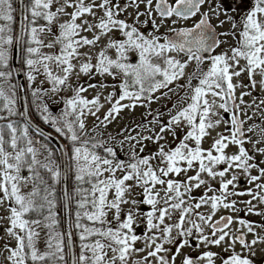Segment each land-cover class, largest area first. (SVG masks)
<instances>
[{
	"label": "snow or ice",
	"instance_id": "6c2138e0",
	"mask_svg": "<svg viewBox=\"0 0 264 264\" xmlns=\"http://www.w3.org/2000/svg\"><path fill=\"white\" fill-rule=\"evenodd\" d=\"M239 2L243 4L244 0ZM140 4L145 7L141 9ZM13 12L12 0H0V98L5 110L0 115V204L7 206L4 232L15 241L14 245H3L5 264H127L132 253L141 252L144 255L133 258L132 264H176L182 248L188 246H203L205 250L195 258L185 253L181 264H216L217 259L219 264H255V246L264 244V231L257 232V228L264 229V221L257 223L239 213L264 217V207L252 203L255 200L264 205V0H251L239 21L237 9L225 6L222 0H127L123 4L120 0H29L27 6L21 4V22L15 35ZM121 13L134 18L129 21ZM197 14L199 18L191 25L184 23ZM62 16L66 19L61 20ZM149 21L150 30L141 32L139 25ZM53 25L57 33H53ZM165 25L169 27L158 34ZM113 29L125 38L109 37L95 63L90 52L78 50L95 46ZM46 31L53 39L45 44L40 37ZM89 32L91 37L86 35ZM237 32L235 46L216 51ZM22 39L27 41L22 71L31 89L32 104L43 122L50 123L69 142L56 149L47 143V137L41 143L43 132L39 127H34L36 136L29 135L33 126L28 119L23 123L13 119L16 115L26 117V111L17 113L15 108L17 86L10 79L8 46L14 40L19 45ZM57 46L56 51L40 50ZM108 48L115 49V58L107 55ZM129 50L138 53L136 64L124 62ZM153 57L162 60L163 66L153 62ZM74 59L76 64L72 63ZM241 59L246 63L241 65ZM74 70L77 77L86 74L89 78L107 73L115 79L123 74L119 95L113 100V94L107 93L110 106L101 116H97L100 94L86 98L81 95L82 84L73 85V95L64 98V108L58 115H52L47 104L38 103L43 94H55L67 87ZM257 70L261 96L246 101L245 96H251L256 87ZM41 72L50 88L43 86L45 79L32 86ZM241 73L247 74L248 84L233 81ZM193 79L198 81L195 86ZM88 87L104 88L107 84L98 81ZM238 87L243 90L237 95ZM158 90H162L159 95ZM206 94L213 99L209 101ZM174 95L187 97V102L179 108L176 100L171 109L165 106L166 121L161 119L164 113L156 110L151 120L125 125L115 136L103 131L120 110L139 104L151 112V102ZM126 98L131 103H121ZM217 107L230 112L231 118L223 121L224 131L216 133L205 148L202 139L212 136L222 121L221 113L214 111ZM87 115L96 118L91 128L85 126ZM166 132L178 139L175 146L161 143ZM253 132L256 139L246 135ZM149 141L157 148L141 155ZM246 142L251 150L245 147ZM229 144L236 146L231 154L227 152ZM117 146L126 153V159L118 157ZM98 147L104 155L96 151ZM57 151L67 159L63 167L54 158ZM257 153L262 157L259 161ZM23 169H27V175L21 174ZM236 169L242 170L248 186L239 187ZM68 172L76 182L73 192L80 198H71L76 204L75 221L69 217L64 232L56 230L60 221L55 210L58 204L65 209L69 206L67 189L57 187L62 174ZM213 180H218V186L212 184ZM85 181L90 190L80 187ZM28 184L30 190L21 192V186ZM200 188L202 193L193 195V190ZM110 190L113 193L109 199ZM245 195L247 200L232 199ZM124 204L129 207L122 208ZM89 205L91 210H87ZM142 205L149 206L148 210H141ZM205 205L209 206L207 210ZM221 206L229 214L214 219ZM109 212L116 227H96L110 223L106 218ZM28 213H35L37 218L26 219ZM85 218L92 223H82ZM165 218L171 222L164 223ZM234 222L237 227L233 230ZM141 223L144 231L137 235L133 226ZM42 224L47 229L43 250L37 244ZM73 227L79 238L78 254L73 250ZM246 233L252 238L247 239ZM139 240L144 242L141 247L136 246ZM221 245L225 255L208 247Z\"/></svg>",
	"mask_w": 264,
	"mask_h": 264
},
{
	"label": "rangeland",
	"instance_id": "374dc122",
	"mask_svg": "<svg viewBox=\"0 0 264 264\" xmlns=\"http://www.w3.org/2000/svg\"><path fill=\"white\" fill-rule=\"evenodd\" d=\"M84 2L88 3L89 0H84ZM96 2H99V0H96ZM120 2H121V4H123V3H126L127 0H120ZM139 6H140L141 9H143L145 7L144 4H140ZM54 7H55V5H53V8ZM128 11L131 12L132 10L129 9ZM120 15L122 17H126L129 21H131L134 18V16H126L125 13H121ZM63 19H66V17L62 16L61 20H63ZM89 19H91V17H89ZM143 19H144V17L142 16L141 20H143ZM139 26L141 27V30H140L141 32L147 33L150 30V28H151V23L149 21L148 24H140ZM227 26L228 25H225L224 27H227ZM167 27H169V25H165V26L161 27L159 29V33L158 34H163ZM52 31H53V33H57L58 32V29H57V27L55 25H53ZM84 34L85 33H81V35H84ZM86 35L91 37L92 33L89 32V33H86ZM41 36H42V39L44 40L45 44L49 40L53 39V36L51 34L47 33V31L45 33L41 34ZM238 36H239V33L237 32V36L235 37V39H233L232 36L227 37V44H225V45L223 44L219 48V50H222V49L227 48L229 46H235L236 45V40L238 39ZM109 37H114V38H118V39H124L125 38L121 32H119L118 30L113 29V30L110 31L109 34L103 35L101 37L100 41L95 46H92V47L82 46L78 50L80 52H82V53L85 52V51L90 52L91 53V57H92V62L95 63V59H96L97 53L107 43ZM56 49H58V46H57ZM53 50L54 49H50V48H47V47H42L41 52H45L46 53V52H51ZM106 52H107V55H109L111 58H115L116 53H115V49L114 48H108L106 50ZM230 54L231 53H229V55ZM126 57H127V59L124 62L131 63V64H136L137 61L139 60L138 53L135 50H129L128 52H126ZM152 59H153V62L161 63V65H162V60H157L156 57H153ZM72 63L76 64L77 61L74 59L72 61ZM206 63L207 62H205V64ZM240 63H241V65H243L246 62L243 59H241ZM51 66H52L53 71L56 72L57 69L55 68V65L52 64ZM190 69H191V66L189 67L188 70H190ZM112 70H115V69H112ZM116 71H118V70H116ZM41 79H45L43 74H42V72H41L40 75H37V77L35 79L37 84L40 83ZM121 79H123V74L122 73L118 74L115 79H113V77L111 75L107 74V73H104L102 75L101 74H97V75H95L92 78H89L86 74H80L79 77H77L76 70H74L72 72V74L70 75V77H69V84H68L67 87H62L60 89V91H58L55 94H53L50 91H49V93L51 94V97L53 99H55V100L56 99H58L59 101L60 100H64V98H67V97H70V96L73 95V91H72L73 85L82 84V85H84V91L81 93V95H84L86 98L91 99L93 96L97 95V93L100 94L99 95V99H100L101 107L97 110V116H101L104 113V111H106L107 108L110 106V102L106 99L107 93L111 92L113 94V96H112L113 100H115V98L119 95V92H120L119 82H120ZM237 79L239 81H241L243 84H248L249 83L246 73H241V75L239 77H233V81L234 82ZM254 79L257 81L256 87L252 90V95L251 96H245L244 99L246 101L247 100H251L253 97H258L259 98L261 96L262 90H261L260 85L258 83V81L260 79L259 70L256 71V73L254 75ZM98 81H104L107 84V87H104V88L88 87V85L95 84ZM180 81H181L180 82L181 84L184 83L183 79L180 80ZM128 82H129L130 90H131V80H130V78H129ZM197 83H198V81L193 79L192 85L197 84ZM113 86H115V90H113ZM44 87L45 88H50V85L48 84L46 79H45ZM136 87H139V86L137 85ZM241 90H243V89H241L239 87L236 89L237 95L239 94V92ZM159 91H162V90H158V92L156 93L157 95H159ZM206 97H207V99L209 101H211L213 99V97L210 94H206ZM173 100L177 101V108H179V107L183 106L184 103L187 102V97H185L184 99H180V98H178V96L174 95V96H172L171 99L161 98L158 103L156 101H153V102H151V110H152L151 112L146 111L145 108L142 107L139 104H136L132 108H127L126 107V108L120 110L119 114L116 115L109 122V124L105 126L103 131H105L106 135L108 133H111L112 135L115 136V135H117L119 129L123 128L125 125L131 127L132 124H134V123H140L142 119L143 120H151L152 116L155 114L156 110H159L161 113H164V115L161 116V119L166 121L167 120V114H166V111H165V106H167L168 109H171ZM121 103L129 104V103H131V101L126 98L124 101H121ZM29 111H30V114H31V109L30 108H29ZM214 111H216L218 113H221L222 121H221V123L218 126L215 127V129L213 130L212 136H206L205 138L202 139V146L205 147V148H208L210 146V142H211L212 138L215 136L216 133L224 131L226 125L223 123V121L224 120H230V118H231V113L230 112H224L222 109H219L218 107L215 108ZM221 116H214L213 119H220ZM95 119L96 118L91 116V115L85 116V126H86V128H91L92 125L95 123ZM256 119H257V122H259L258 117ZM228 127H230V125H228ZM91 134L92 133H89V135H91ZM179 135H180V129H177V137H179ZM246 135H250L253 139L257 138V134L255 132L246 133ZM164 136H165V139L163 141H161V143L166 144V146H175V143L178 142V139L174 140L173 136L169 135L167 132L164 133ZM105 138H106V136H105ZM190 143H191V141H190ZM125 147H127V144L125 145ZM245 147L251 150V145L248 144L247 142L245 143ZM156 148H157V145L152 143L151 141H149V142H147V146L145 148V152L144 153H140V154L141 155L147 154V152H149V151H155ZM235 148H236L235 145L229 144V146L227 148V152L229 154H231ZM166 150H167V147H166ZM96 151L100 155H104L103 149H98L97 148ZM116 151H117V154H118L119 158H121V159H126L127 158L126 153L125 152H121L118 146L116 148ZM137 152L139 153V149H137ZM256 159H257V161H259L260 159H262V157L257 153L256 154ZM236 171L238 173V178L240 180L239 187L243 188V187L248 186L247 185V181H245V179H244L242 170L236 169ZM252 172H253V174H256V170L255 169H253ZM189 174H191V173H189ZM105 175H107V174H105ZM117 175H119V172L117 173ZM225 178H228V176L226 175ZM212 184L214 186H218V180H213ZM25 187H26L25 185L21 186V188H20L21 192H25ZM157 187H159V185H157ZM202 191H203L202 188L195 189V190H193V195H198V194L202 193ZM112 193H113V190H110L109 191V199L112 197ZM211 194L212 193L210 192L209 195H211ZM232 199H236L238 201L247 200L248 196L247 195H245V196H237V197H232ZM252 203L255 204L257 208L264 207V205L258 204L257 201H255V200H253ZM157 206L159 207L161 205H157ZM6 207H7L6 205L0 204V264H5L4 256L6 255V253L4 252V249H3L4 243L7 242V243H11L13 245L15 243L14 238H12L11 236H7L5 234V232H4V225L7 224ZM128 207H129V205H127V204L122 205V208L126 209ZM148 207L149 206L142 205L141 206V210L147 211ZM208 207H209L208 205H205L204 206L205 210H207ZM241 207H243V205H241ZM223 214H229V213H228V210L223 209V207L221 206V208L218 209L216 215L213 218L215 219L219 215H223ZM112 215H113V213L109 212L107 214V217H106L107 220L111 219ZM122 215H123V213H122ZM233 215H235V214H233ZM239 215L244 217L245 219H248V220H251V221H255L257 223H260V222L264 221V217H262V216H260V215H258L256 213L245 214V212H240ZM137 219H140V218L138 217ZM170 222L171 221H169L167 218H165L164 223H170ZM162 226L163 225H161V227ZM133 227H134V231H135V233L137 235H142L143 234L144 227H145V225L143 223H141L139 226L134 224ZM185 227H187L186 223H185ZM236 227H237V225L234 222L233 225L231 226V229L234 230ZM261 231H264V229H261V228L258 227L257 228V232H261ZM150 234L151 233H149V235ZM174 234H175V232H173V235ZM246 238L247 239H251L252 238V234L251 233H246ZM143 243L144 242L142 240H139V241L136 242V246L137 247H141L143 245ZM195 243H196V241H195V239H193L192 240V245H194ZM165 247H170V246L166 244ZM208 247L212 251L220 252L221 255H225V253L221 252V249L223 248V245H221V246H208ZM202 250H205L203 246H201V248H195L193 246H188V247L182 248L181 254L179 256H177V258H176V264H181L182 256L185 253H187L190 256H192L193 258H195L196 256L199 255V252L202 251ZM236 250L240 251L239 244L236 245ZM173 251H174V249H173ZM255 252H256V255L254 257H252V259L253 260L263 259V261H264V244H257L255 246ZM143 255H144V252L132 253L130 258L127 261V264H132V259L133 258L139 257V256H143ZM117 264H119V262H117ZM216 264H219V259L216 260ZM263 264H264V262H263Z\"/></svg>",
	"mask_w": 264,
	"mask_h": 264
},
{
	"label": "trees",
	"instance_id": "16d2710c",
	"mask_svg": "<svg viewBox=\"0 0 264 264\" xmlns=\"http://www.w3.org/2000/svg\"><path fill=\"white\" fill-rule=\"evenodd\" d=\"M22 2H23V4L25 6H27V4L29 3V0H22ZM12 4H13L14 12H13V21H12L11 26L13 28V35H15L16 0H12ZM29 19H30V15H29ZM40 22L41 23H44V21L42 19L40 20ZM0 23H3V21H0ZM40 38L42 39V36ZM12 46H13V43H12V45H9L8 46L9 47V69L12 70V76H11L10 79L17 86V76H16L15 69H14V66H13L12 60H11V57H12ZM26 47H27V41L25 39H22L21 42H20V45H19L17 59H18L19 68H20L21 73H22V76H23V80H24V83H25V87H26V100H27L28 107L31 109L32 116H34L43 125H45V126H48L49 125L48 127H50V129L54 133H56L55 130L52 128V126H51L50 123H48V125H46V123L43 122L42 118L40 117V114L37 112L36 107L32 104L31 89H30V86L27 83V80H26L25 76H24V71H22V69H24L23 60L25 58V48ZM56 50H58V49H56ZM38 84L34 80L32 86H35V85H38ZM195 85L196 84H194L193 86H195ZM15 92H16V95H15V100H16L15 108L17 110V113H19L21 111H20V107H19L17 87L15 89ZM38 103L47 104L48 105V108H49V112L52 115H58L63 110V108H64V102H63V100H60L59 101V100L53 99L51 97V94L49 92L43 94L41 96V99L38 101ZM3 104H4V100H3V98H0V115H3L4 114V111H5L3 109V107H2ZM13 119L14 120H17L19 123H23L24 122V118L23 117H20L19 115L14 116ZM56 134L61 138L63 144H68L69 143L64 136H62V135H60L58 133H56ZM29 135L30 136H36V133L34 132V129L32 127L29 128ZM45 137H47V136H45L44 134L42 136H39V139H40L41 143H43L45 141ZM47 143L49 145H51V147L53 149H56L57 148L56 145H55V143L53 142V140L50 139L49 137H47ZM98 149H102V147H98ZM54 158L57 160L58 163H60V156H59V152L58 151L55 153V157ZM21 174L22 175H27V169H23ZM72 175L73 174L71 172H68L67 173V190H68V194H69V197H70V217H71L72 222L74 223V221H75V212H76V204H75V200L74 199H71V198L73 196H75L76 199H79L80 197H79V195H77V194H75L73 192V189L76 187V182L72 179ZM57 187H58V190L61 189V180L58 182V186ZM80 187H82V188H88L90 190V185L88 184L87 181H85L82 185H80ZM30 188H31V184H28L27 185L26 192L29 191ZM90 198L91 197L89 195V199ZM87 210H91L90 205L88 206V209ZM55 211L57 212V219L60 221L59 225L56 227V230L57 231H64V227H63V207H61L58 204L57 209ZM25 218L26 219H34V218H37V217H36V214L35 213H28V214H25ZM121 219H123V215H121ZM108 221L110 223L107 224V225L96 224L95 226L96 227H109V226L110 227H116L117 222L115 220H113L111 218ZM82 223L91 224L92 222L87 221L86 218H85V219H82ZM38 231L41 233V235H40V237H39V239L37 241V244H38V247L41 250H43L44 249V245H45V236H44V234L47 232V229L44 228L43 227V224H42L40 226V228L38 229ZM72 234H73V241H74V251L78 254L79 253V238H78V236L76 234V230H75L74 227L72 228ZM93 239H95V237H93ZM105 242L107 243L106 240H105ZM65 244L67 245L66 239H65ZM108 255H111V251L110 250L108 251Z\"/></svg>",
	"mask_w": 264,
	"mask_h": 264
},
{
	"label": "water",
	"instance_id": "95a60500",
	"mask_svg": "<svg viewBox=\"0 0 264 264\" xmlns=\"http://www.w3.org/2000/svg\"><path fill=\"white\" fill-rule=\"evenodd\" d=\"M21 4H22V0H17L16 33L19 30L20 22H21ZM18 46L19 45H17L16 42H15L14 49H13V59H12V62L14 64V68H15V71H16V74H17V77H18V91H19V96H20V104H21L22 112H25L26 111V117H25V119H28L31 122V125L33 127H39L41 129V131L43 132V134L51 137L54 140V142L57 145V147H59V145H61L60 140L56 136H54L48 129H45V128L37 125L31 119V117L28 114V111H27V108H26V102H25L24 85H23V81H22V77H21L20 70H19L18 65H17V49H18ZM60 158H61V156H60ZM65 163H66L65 158H61V166L62 167H63V165ZM61 186H62V189L66 188V175L65 174H62ZM69 217L70 216H69V206H68L67 209L63 208V222H64V231L65 232L68 230L67 221H68V218ZM66 241H67V239H66ZM72 241H73V238H72Z\"/></svg>",
	"mask_w": 264,
	"mask_h": 264
},
{
	"label": "flooded vegetation",
	"instance_id": "af4514ba",
	"mask_svg": "<svg viewBox=\"0 0 264 264\" xmlns=\"http://www.w3.org/2000/svg\"><path fill=\"white\" fill-rule=\"evenodd\" d=\"M170 2H173V0H170ZM222 3L224 4V1L222 0ZM250 3V0H244V3L241 4L239 0H228V3L225 6L234 7L237 9V12L240 11L242 8H245ZM208 5H204L203 7H207ZM199 18V14H197L196 17L190 18L189 20L185 21L184 23L187 25H191L196 19Z\"/></svg>",
	"mask_w": 264,
	"mask_h": 264
},
{
	"label": "bare ground",
	"instance_id": "6f19581e",
	"mask_svg": "<svg viewBox=\"0 0 264 264\" xmlns=\"http://www.w3.org/2000/svg\"><path fill=\"white\" fill-rule=\"evenodd\" d=\"M255 264H263V259L254 260Z\"/></svg>",
	"mask_w": 264,
	"mask_h": 264
}]
</instances>
